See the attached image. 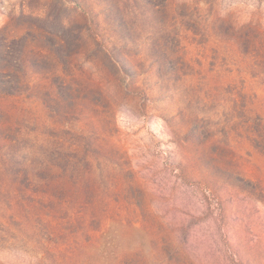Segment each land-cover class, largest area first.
I'll use <instances>...</instances> for the list:
<instances>
[{
    "label": "rangeland",
    "instance_id": "1",
    "mask_svg": "<svg viewBox=\"0 0 264 264\" xmlns=\"http://www.w3.org/2000/svg\"><path fill=\"white\" fill-rule=\"evenodd\" d=\"M107 249L264 264V0H0V264Z\"/></svg>",
    "mask_w": 264,
    "mask_h": 264
},
{
    "label": "trees",
    "instance_id": "2",
    "mask_svg": "<svg viewBox=\"0 0 264 264\" xmlns=\"http://www.w3.org/2000/svg\"><path fill=\"white\" fill-rule=\"evenodd\" d=\"M112 260L113 264H147L144 252H120L114 249L101 251L97 255V260H92L91 264H108ZM157 264H163L157 262Z\"/></svg>",
    "mask_w": 264,
    "mask_h": 264
}]
</instances>
